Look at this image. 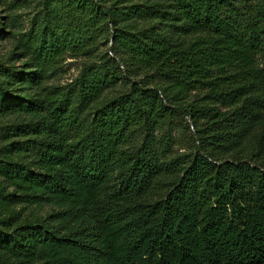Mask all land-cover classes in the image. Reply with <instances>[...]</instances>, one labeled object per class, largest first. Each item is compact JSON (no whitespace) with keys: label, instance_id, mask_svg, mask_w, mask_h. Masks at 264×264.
<instances>
[{"label":"trees","instance_id":"1","mask_svg":"<svg viewBox=\"0 0 264 264\" xmlns=\"http://www.w3.org/2000/svg\"><path fill=\"white\" fill-rule=\"evenodd\" d=\"M43 4L23 70L0 65V125L11 107L34 119L0 136V206L8 209L0 264H264V0H169L173 29L190 36L175 43L154 26L116 24L112 6L96 0ZM135 13L165 17L148 6ZM104 36L110 44L99 53ZM67 54L89 58L73 83L33 100L9 95L11 84L47 80ZM125 64L136 79L123 74ZM118 80L129 88L83 122ZM166 90L180 99L198 90L210 101L181 108L201 121L190 157L167 161L170 134H155L175 112ZM219 103L235 107L228 113ZM13 136L22 142L5 143ZM248 137L258 149L249 159L213 155ZM166 169L176 172L171 187L148 202ZM15 206L50 212L19 219Z\"/></svg>","mask_w":264,"mask_h":264},{"label":"rangeland","instance_id":"2","mask_svg":"<svg viewBox=\"0 0 264 264\" xmlns=\"http://www.w3.org/2000/svg\"><path fill=\"white\" fill-rule=\"evenodd\" d=\"M99 4L109 7L112 6L111 12L117 14L116 24L126 26L127 28H133L135 32H148L151 27H155L160 33L165 34L168 43L189 41L190 36H184L181 33L175 32L173 29L174 22L169 20L174 15L173 10L169 7V0H96ZM44 0H0V65L9 69V71L20 72L24 68V64L30 58V47L27 43V32L30 29H34L41 22L45 8L43 4ZM153 7L161 10L163 16L155 19H149L146 17H140L136 10L140 7ZM192 38V37H191ZM105 36L100 38L99 53L104 52L109 46V40L106 43ZM89 58L84 55L72 57L67 54L59 68L51 72L50 77L37 85H25L21 83H15L9 85L7 91L10 96L19 100H33L41 92L51 90L55 86L66 87L76 79L80 73L82 65L87 62ZM257 61L260 68H264V51L257 55ZM123 74L131 76L132 71L126 64L121 69ZM1 82V81H0ZM129 82L127 80H118L115 86L107 87L103 90L99 100L92 103L87 107L80 118L83 122H88L94 114L96 108L101 104L115 97L117 94L126 91L129 88ZM167 91L169 100L172 101L175 112L167 119L166 125L156 131V136L160 138L165 133L170 134L172 147L166 157V160L172 158H184L190 157L194 154L200 145L197 140L196 130L200 126L199 121L196 125L192 123L191 119L188 120L187 116L181 109L186 103L193 102L198 105L210 104L206 93L198 90L189 92V95L180 99L170 91ZM218 107L232 113L235 106H225L223 104H217ZM34 119L30 116H26L22 110H17L14 107L5 109L2 117V125H0V136L6 135L7 132L12 130L13 125L23 126ZM67 134L70 138L75 136L74 130H67ZM22 139L17 136L10 137L5 143L19 144ZM140 142V136L137 137L135 143ZM4 143V144H5ZM1 144V143H0ZM228 146V145H227ZM255 139L248 137L242 140L239 146L234 147L230 153H223L220 150L215 151L213 155L220 158H246L249 159L252 153L256 152ZM30 154V152L26 153ZM22 154V158H31V155ZM264 155V154H263ZM174 171L163 170L161 175L154 181L147 193V201L151 202L161 197H164L175 177ZM18 213V218H30L40 220L46 217L50 212L49 206H15L12 208ZM8 214L6 207L0 206V220ZM1 222V221H0ZM5 258L4 255L0 256V260Z\"/></svg>","mask_w":264,"mask_h":264},{"label":"built area","instance_id":"3","mask_svg":"<svg viewBox=\"0 0 264 264\" xmlns=\"http://www.w3.org/2000/svg\"><path fill=\"white\" fill-rule=\"evenodd\" d=\"M109 53L111 54V52L109 51ZM121 67H122V65H121ZM189 120V119H188Z\"/></svg>","mask_w":264,"mask_h":264}]
</instances>
